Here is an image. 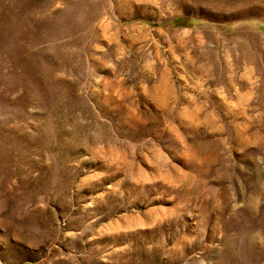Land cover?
<instances>
[{
    "label": "rangeland",
    "instance_id": "obj_1",
    "mask_svg": "<svg viewBox=\"0 0 264 264\" xmlns=\"http://www.w3.org/2000/svg\"><path fill=\"white\" fill-rule=\"evenodd\" d=\"M0 264H264V0H0Z\"/></svg>",
    "mask_w": 264,
    "mask_h": 264
}]
</instances>
